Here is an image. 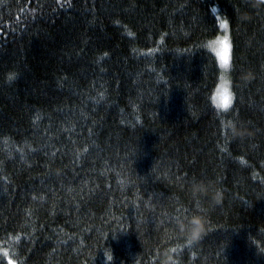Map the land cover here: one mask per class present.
Returning <instances> with one entry per match:
<instances>
[{
  "label": "trees",
  "instance_id": "16d2710c",
  "mask_svg": "<svg viewBox=\"0 0 264 264\" xmlns=\"http://www.w3.org/2000/svg\"><path fill=\"white\" fill-rule=\"evenodd\" d=\"M195 212L207 223L188 246L176 222ZM169 250L264 264V1L0 0V264H161Z\"/></svg>",
  "mask_w": 264,
  "mask_h": 264
},
{
  "label": "clouds",
  "instance_id": "9594fccd",
  "mask_svg": "<svg viewBox=\"0 0 264 264\" xmlns=\"http://www.w3.org/2000/svg\"><path fill=\"white\" fill-rule=\"evenodd\" d=\"M227 75L231 74V67L227 69H222ZM229 109L217 107L216 110L219 112H225ZM226 129L229 131L233 139L243 140L244 138L250 136V133L246 130L245 126L241 123L235 121H226ZM192 193L194 196H207L209 202L213 205L219 204L222 200V190L216 188L211 182H206L203 180H194L191 184ZM207 220L204 214L200 212H195L190 216L178 219L176 222V227L178 231L182 234L188 246L195 245L202 235L204 234V229ZM177 250H169L161 254V264H180L179 256L174 257V252Z\"/></svg>",
  "mask_w": 264,
  "mask_h": 264
},
{
  "label": "snow or ice",
  "instance_id": "6c2138e0",
  "mask_svg": "<svg viewBox=\"0 0 264 264\" xmlns=\"http://www.w3.org/2000/svg\"><path fill=\"white\" fill-rule=\"evenodd\" d=\"M222 27L227 28V23L225 22ZM219 48L214 47L213 50L220 59V65L223 69H227L230 66L229 57V47L227 38L216 42ZM9 79H12L10 76ZM216 102L217 107L227 109L231 104V94L227 86V81H225L217 91L216 97L213 98Z\"/></svg>",
  "mask_w": 264,
  "mask_h": 264
},
{
  "label": "rangeland",
  "instance_id": "374dc122",
  "mask_svg": "<svg viewBox=\"0 0 264 264\" xmlns=\"http://www.w3.org/2000/svg\"><path fill=\"white\" fill-rule=\"evenodd\" d=\"M264 1V0H263ZM226 21L221 17V18H219V28H220V32H219V34L217 35V37L213 40V42H212V49L214 48V47H216V48H219V45H217L216 44V42L217 41H221V40H224L225 38H227V41H228V44L230 45V41H229V37H228V32H227V28H224V27H222V25L225 23ZM213 52L215 53V55H216V52L213 50ZM229 57H230V47H229ZM216 58H217V62H218V65H219V68H220V71H221V74H220V78H219V81H218V84H217V86H216V88H215V91H214V93H213V98L214 97H216V95H217V91H218V89L221 87V85L225 82V81H227V86H228V88H229V78H228V75L224 72V71H222V67H221V65H220V59H219V57L216 55ZM229 91H230V89H229ZM231 94V93H230ZM213 101H214V103H215V105H216V102H215V100L213 99ZM8 264H12L11 263V261L8 259Z\"/></svg>",
  "mask_w": 264,
  "mask_h": 264
}]
</instances>
